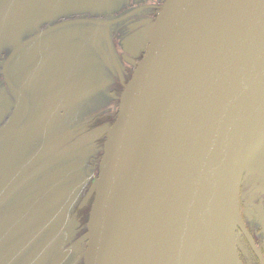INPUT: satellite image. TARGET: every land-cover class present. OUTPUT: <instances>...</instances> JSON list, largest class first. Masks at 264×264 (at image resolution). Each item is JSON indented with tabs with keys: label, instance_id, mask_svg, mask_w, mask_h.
I'll return each mask as SVG.
<instances>
[{
	"label": "water",
	"instance_id": "obj_1",
	"mask_svg": "<svg viewBox=\"0 0 264 264\" xmlns=\"http://www.w3.org/2000/svg\"><path fill=\"white\" fill-rule=\"evenodd\" d=\"M243 179L264 191V0H164L107 128L84 264H241ZM31 215L0 238L5 256L45 238ZM48 241L18 264H35Z\"/></svg>",
	"mask_w": 264,
	"mask_h": 264
},
{
	"label": "flooded vegetation",
	"instance_id": "obj_2",
	"mask_svg": "<svg viewBox=\"0 0 264 264\" xmlns=\"http://www.w3.org/2000/svg\"><path fill=\"white\" fill-rule=\"evenodd\" d=\"M26 1L20 12L14 0L5 16L0 0V187L6 182L8 190L0 202V238L13 235L15 225L27 222L20 215L32 209L31 216L39 215L33 223L47 224L49 240L35 264H84L78 248L85 245L104 134L164 0ZM84 136L69 155L68 146ZM87 149L88 158L53 181L68 157ZM238 205L241 264H264V191L243 179ZM44 239H34L29 251ZM29 251L17 259L0 251V264H18Z\"/></svg>",
	"mask_w": 264,
	"mask_h": 264
},
{
	"label": "rangeland",
	"instance_id": "obj_3",
	"mask_svg": "<svg viewBox=\"0 0 264 264\" xmlns=\"http://www.w3.org/2000/svg\"><path fill=\"white\" fill-rule=\"evenodd\" d=\"M117 116H118V112H117ZM117 116H116V119H117ZM116 119H115V120H116ZM115 120H114V122H113L111 125L108 126V128L111 127V126L115 123ZM104 135H105V140H104V142H103V147H102L103 152H104L105 142H106V140H107V129H106V133H105ZM103 152H102V155H103ZM91 153H92V150H88V149H87V150H85V151H84L83 153H81V154H78V155L73 156V157H68V159H67V160H68V165H67V167H66V168H62V169L58 168V169H57L58 172H55V171L53 172V177H52L53 181L57 180L58 176H59L61 173H69V172L72 171L74 168L78 167L79 164H80V162L82 161L81 159H86V158H88V157L91 155ZM102 155H101V156H102ZM100 160H101V157H100ZM100 160H99V164H98V175H97L95 181L98 179L99 172H100ZM60 171H62V172H60ZM71 222H72V220H70V221L68 222V224H67V229H68V230L66 231V235H68V234L71 233V226H72ZM87 225H88V220H87V222H86L85 231H84L82 234H86V233H87ZM49 236H50V233H48L46 237H49ZM54 236H55V235H54ZM84 242H85V241H84ZM85 248H86V245H83V242L80 244V246H79V248H78L79 257L81 258V260H82L83 263H84V251H85Z\"/></svg>",
	"mask_w": 264,
	"mask_h": 264
},
{
	"label": "bare ground",
	"instance_id": "obj_4",
	"mask_svg": "<svg viewBox=\"0 0 264 264\" xmlns=\"http://www.w3.org/2000/svg\"><path fill=\"white\" fill-rule=\"evenodd\" d=\"M236 184H237V181H236Z\"/></svg>",
	"mask_w": 264,
	"mask_h": 264
}]
</instances>
